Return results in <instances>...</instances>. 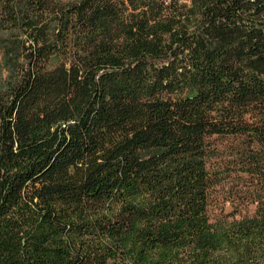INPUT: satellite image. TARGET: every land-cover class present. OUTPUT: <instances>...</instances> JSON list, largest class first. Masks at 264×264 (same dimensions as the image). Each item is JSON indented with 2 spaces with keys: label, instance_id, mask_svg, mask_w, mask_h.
Returning a JSON list of instances; mask_svg holds the SVG:
<instances>
[{
  "label": "trees",
  "instance_id": "1",
  "mask_svg": "<svg viewBox=\"0 0 264 264\" xmlns=\"http://www.w3.org/2000/svg\"><path fill=\"white\" fill-rule=\"evenodd\" d=\"M0 31V264H264V0H0Z\"/></svg>",
  "mask_w": 264,
  "mask_h": 264
},
{
  "label": "rangeland",
  "instance_id": "2",
  "mask_svg": "<svg viewBox=\"0 0 264 264\" xmlns=\"http://www.w3.org/2000/svg\"><path fill=\"white\" fill-rule=\"evenodd\" d=\"M5 36H6V33L0 31V40H1L3 37H5ZM2 74H3V72H2V69H1V66H0V80H1ZM219 195H220V196H219L220 198H219V200H218V204H217L216 206H214V207L211 208V213H210V215H211V218H212V219H215V218L221 213L222 210H224L226 213H229V212L232 211V208H231V206H230V203H229V202H224V201H223V198H222L223 196H222V195H225V194H224V193H220ZM254 210H255V207L252 206V207L250 208L249 212H250V213H253Z\"/></svg>",
  "mask_w": 264,
  "mask_h": 264
}]
</instances>
